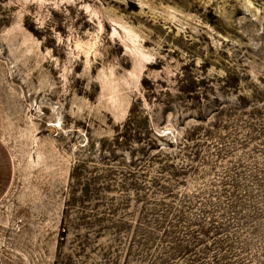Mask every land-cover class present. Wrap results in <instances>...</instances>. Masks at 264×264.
<instances>
[{"label": "rangeland", "instance_id": "rangeland-1", "mask_svg": "<svg viewBox=\"0 0 264 264\" xmlns=\"http://www.w3.org/2000/svg\"><path fill=\"white\" fill-rule=\"evenodd\" d=\"M0 264H264V0H0Z\"/></svg>", "mask_w": 264, "mask_h": 264}, {"label": "trees", "instance_id": "trees-1", "mask_svg": "<svg viewBox=\"0 0 264 264\" xmlns=\"http://www.w3.org/2000/svg\"><path fill=\"white\" fill-rule=\"evenodd\" d=\"M136 108V105L133 104L127 121L123 124V128L117 130L112 142L117 147L128 146L130 143H137L143 146V149L155 151L156 161L160 164V174L168 173L169 170H167V165L164 164V162H168V160L172 159L173 155L166 150L164 146L162 147V145L158 143V140L166 134L161 135L154 129L149 130L146 127L145 119L141 122L133 121V118L136 116V111L138 110ZM88 191V189L84 190L86 194Z\"/></svg>", "mask_w": 264, "mask_h": 264}]
</instances>
